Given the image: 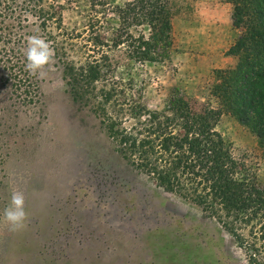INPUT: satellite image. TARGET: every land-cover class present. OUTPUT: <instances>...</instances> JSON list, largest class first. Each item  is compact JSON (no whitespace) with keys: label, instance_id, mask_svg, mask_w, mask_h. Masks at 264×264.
Listing matches in <instances>:
<instances>
[{"label":"rangeland","instance_id":"1","mask_svg":"<svg viewBox=\"0 0 264 264\" xmlns=\"http://www.w3.org/2000/svg\"><path fill=\"white\" fill-rule=\"evenodd\" d=\"M129 1L106 0L109 12L97 16L103 42L111 43L118 26L113 7ZM169 3L172 52L162 63L128 61L130 67L120 70L124 78L134 79L143 110L138 115L121 105L124 112L116 115L111 103L107 114L112 122L72 102L56 55L44 78L26 70L27 37L44 38L37 21L29 18L21 30L11 23L15 28L10 32L22 34L17 45L14 35L2 33L0 264H254L257 258L264 264V236L256 221L235 225L239 232L230 233L222 223L234 225V217L225 218L222 211L213 215L176 184L160 185L136 168L135 156L119 153L108 131L113 124L114 129L136 128L151 113L171 116L166 102L175 89L216 107L208 96L213 73L231 70L237 62L227 54L240 34L232 26L233 6L226 0ZM62 21L80 33L87 23L71 9L62 11ZM8 38L10 43L2 42ZM215 130L264 189V139L226 114ZM15 191L24 194L28 219L24 228L13 231L4 210ZM215 208L221 209L218 202Z\"/></svg>","mask_w":264,"mask_h":264},{"label":"trees","instance_id":"2","mask_svg":"<svg viewBox=\"0 0 264 264\" xmlns=\"http://www.w3.org/2000/svg\"><path fill=\"white\" fill-rule=\"evenodd\" d=\"M226 2L233 6L232 26L240 35L227 52L237 60L236 65L231 70L214 71L208 86V96L216 107L211 102L199 104L175 89L166 102L171 116L151 113L136 128L114 129L113 124L108 131L117 139L119 153L125 158L135 156L136 168L160 185L176 184L186 197L191 194L195 197L192 201L197 200L213 215L222 211L225 218L234 217V225L222 223L230 233L239 232L235 225L256 221L262 237L264 189L231 155L230 146L215 127L226 114L248 126L256 138L264 139V0ZM113 8L118 26L107 44L97 35V16L109 12L106 0H0V38L4 31L13 37L11 23L21 30L29 18L34 19L55 51L74 104L111 122L114 118L107 114L111 103L116 115L124 112L121 105L140 115L143 109L133 88L135 81L130 76L124 78L120 70L130 67L128 61L141 65L168 59L173 46L172 8L169 0H131ZM65 9L86 17L81 33L63 25ZM14 38L17 45L22 34ZM79 39L84 42H77ZM16 53L21 55L20 50ZM182 178L186 179V189ZM216 202L221 209L215 208ZM218 217L223 221L222 215ZM252 260L260 264L258 258Z\"/></svg>","mask_w":264,"mask_h":264},{"label":"clouds","instance_id":"3","mask_svg":"<svg viewBox=\"0 0 264 264\" xmlns=\"http://www.w3.org/2000/svg\"><path fill=\"white\" fill-rule=\"evenodd\" d=\"M26 70L30 75L42 79L47 75V69L54 63L55 51L50 43L40 35L27 37L25 49ZM25 197L23 192L15 191L10 204L4 210V219L8 222L13 231L25 227L28 213L24 207Z\"/></svg>","mask_w":264,"mask_h":264},{"label":"crops","instance_id":"4","mask_svg":"<svg viewBox=\"0 0 264 264\" xmlns=\"http://www.w3.org/2000/svg\"><path fill=\"white\" fill-rule=\"evenodd\" d=\"M227 4H228V3H227ZM234 29H235V28H234ZM235 30L238 31L237 29H235ZM239 35H240V34H239ZM239 35L237 36V38L239 37ZM237 38H236V39H237Z\"/></svg>","mask_w":264,"mask_h":264}]
</instances>
